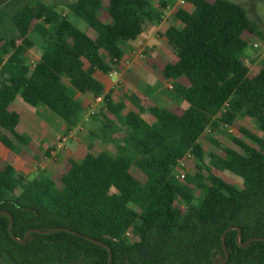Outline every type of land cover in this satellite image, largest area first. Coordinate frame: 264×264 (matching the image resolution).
<instances>
[{
  "label": "trees",
  "instance_id": "obj_1",
  "mask_svg": "<svg viewBox=\"0 0 264 264\" xmlns=\"http://www.w3.org/2000/svg\"><path fill=\"white\" fill-rule=\"evenodd\" d=\"M187 2L189 9L172 12L178 24L158 31L172 58L144 61L184 104L159 106L132 91L124 95L129 109L114 101L95 72L107 75L114 59L125 55L122 44L160 22L162 12L151 0L66 3L84 30L41 1L10 14L15 32L0 35V210L11 215V233L19 239L29 229L58 227L82 236L32 232L19 243L8 232L9 216L0 213V258L13 264H108V250L88 236L110 248V264H264V240H255L264 238V138L237 124L251 118L264 134V58L250 70L238 57L248 37L264 39V28L231 0ZM36 35L40 53L32 66ZM85 94L102 95L104 105L97 115L101 127L90 131L85 151L50 172L19 174V148L31 151L25 155L33 161L41 153L24 135L25 113L16 100L42 106L74 127L87 109ZM220 126L247 139L233 137L238 149L223 147L211 166L239 179L240 187L210 168L201 173L199 138ZM181 160L192 170L182 180L175 176ZM230 227L240 229L239 243Z\"/></svg>",
  "mask_w": 264,
  "mask_h": 264
},
{
  "label": "rangeland",
  "instance_id": "obj_2",
  "mask_svg": "<svg viewBox=\"0 0 264 264\" xmlns=\"http://www.w3.org/2000/svg\"><path fill=\"white\" fill-rule=\"evenodd\" d=\"M25 1L29 2V4L34 3L33 0H24L23 2ZM38 1H41L51 6H55V9L60 13L65 11L67 16L68 10L61 7V4L64 2H69L71 0ZM231 1L240 4L245 9L248 18L260 24L261 27L264 28V0ZM151 2L154 6H158L161 12L165 7L159 6L160 2H164L165 6L167 4H170V6L172 7V11L177 8L189 9L188 3L186 5L179 6L178 4H176V0H151ZM20 3L21 0H17L8 6H2L0 8V12H3L0 13V15H3L0 16L1 36H11L15 32L13 24L10 20L9 12H11L14 7L17 8ZM15 4L16 6H14ZM68 20L80 30H84L86 28V24L84 22L71 15L68 16ZM173 23L178 24V21L174 19L173 13L171 12L167 20H165L160 25L157 24L148 28L147 32L140 36L137 41L133 43L122 44L125 45V55L120 63L112 66V70H116L119 74L118 81H116L115 78H109L107 75L101 73L100 71L95 73L96 77L102 80V82H104L103 84L105 85V87L112 92L115 102H120L124 104L126 108L129 109L131 108V104L127 101L124 95H127L132 91H138L141 95H147L151 102L159 106L184 104L183 100L176 96L173 89L168 88L169 83L161 81L157 74L150 73L147 68H145L146 64L144 63L145 59L150 60L151 58L157 55L167 60H170L172 58V55L165 47V39L158 33V31L164 29L167 25ZM33 40L36 44L30 50L29 54L31 59H34L35 56L40 53L41 45V40L39 39L38 35H36ZM255 41H258V39L248 37V45L242 52L238 54V57L250 67V70L259 67L260 62L263 59L259 50H256L252 47V43ZM126 59L129 60L127 66L122 64L123 61H125ZM84 97L87 101L92 98L90 94H87L86 96L84 95ZM16 105L25 112V117L22 120L26 128V132L24 133L25 137L33 144V146L35 147V151L41 153L40 158L37 161H33L31 159H28V157L25 155V153H28L29 155L33 154L27 148L22 147L17 150V153L14 156V166L16 171L19 174H22L23 176H29L39 171L50 172L54 170L55 167L59 166V162L64 163L65 157L67 158L68 156H70L77 158L79 155H81L82 152L85 151V145L87 142V137H89L90 131L96 129L97 127H101L100 118L97 116L98 114L89 117L86 115L85 110L80 118L78 126L74 129L73 135L75 139H72L71 142L66 145V148H63L61 151H59L56 159L48 160L44 165L39 166V162L43 158L44 153L41 151V149L38 150L37 147L41 145V148H45V142L47 141L46 137H48V135L53 136V133H51L50 131L57 132L59 135H62L65 131L62 133V130L60 129L59 124L57 123V118L52 117L49 119V117L47 116L48 114L46 112V109L42 106L31 108L25 103H23L20 99L16 100ZM124 112L125 110L122 111V113ZM237 124L241 127L246 128L258 137L264 138V134L258 130L253 119L247 117L239 118L237 120ZM43 136H45L44 143L40 141ZM233 137H238L247 140L234 128L223 126H220L213 132H207L205 136L203 135L199 138V143L204 153L203 160L200 161V165L203 168L201 170V173L204 176L207 174L205 170L207 168H210L211 171H215L211 166H213V163L215 162V156L224 155L222 149L223 147L238 149V147L234 144L232 140ZM210 138L217 141L218 145H216L214 141H212ZM52 140L53 139H51L50 142H52ZM55 141L56 140H54L51 146L55 143ZM98 147L106 150H112L111 145L109 146L99 144ZM47 149L48 148H46V150ZM62 151L63 153H61ZM3 155L4 151L0 145V157H3ZM178 170L179 172L185 174H190L192 172V170L185 164V161L183 169ZM215 172H217V174L225 180L235 184L237 187H240L241 181L239 179L231 177L228 174H226V176L218 171ZM136 175L138 174L136 173ZM5 259L7 258H0V264H8Z\"/></svg>",
  "mask_w": 264,
  "mask_h": 264
},
{
  "label": "built area",
  "instance_id": "obj_3",
  "mask_svg": "<svg viewBox=\"0 0 264 264\" xmlns=\"http://www.w3.org/2000/svg\"><path fill=\"white\" fill-rule=\"evenodd\" d=\"M188 2L187 0H176V4H178L179 6H183L186 5ZM173 12L172 11V7L170 5H168L167 7H165L162 10V15H161V19L160 22L158 23L159 25L162 24L165 20L168 19V17L170 16V13ZM252 47L256 50H259V52L261 53L262 57L264 58V39L263 40H258L252 43ZM114 61L116 62L114 65L120 63L122 60L120 61H116L114 59ZM31 65H34V60L31 59L30 60ZM129 63V60L126 59L125 61H123V65H126ZM107 76L109 78H115L116 81H118L119 79V74L116 70H111ZM168 88H172L171 84H168ZM227 106V103H224V105L222 106L221 111H224L225 108ZM101 110H104V105H103V96L102 95H96V96H92V98L88 101V105H87V109H86V115L87 116H95L96 114H98ZM78 126V124L72 128H76ZM74 129H68L66 130L62 135H60L55 143L46 150V152L44 153L43 158L40 160L39 162V166L40 165H44L48 160L51 159H56L57 155L59 153V151H61L63 148H65L67 142L71 141L72 139H75L73 132ZM187 157H190L189 154H187ZM180 167L184 166V160H181L178 164ZM176 178L182 180L185 177V173H181V172H177L175 174ZM126 236L129 235V232L125 233Z\"/></svg>",
  "mask_w": 264,
  "mask_h": 264
},
{
  "label": "water",
  "instance_id": "obj_4",
  "mask_svg": "<svg viewBox=\"0 0 264 264\" xmlns=\"http://www.w3.org/2000/svg\"><path fill=\"white\" fill-rule=\"evenodd\" d=\"M0 213L7 214V215L9 216L8 232H9L10 236L12 237V239L15 240V241H17V242H19V243H24V242L26 241L28 235H29L30 233H32V232H36V233H41V234H43V233H51V232L56 231V230L70 231V230H68V229H66V228H62V227L53 228V229H49V230L29 229L28 231L25 232L23 238H22V239H19V238H17L16 236H14V235L11 233V224H12V217H11V215L8 214V213H6L5 211H1V210H0ZM229 229H236V230H237L236 241L239 243L240 229L237 228V227H230ZM226 231H227V230H225V231L222 233V236H221L222 247H223L224 252H225V259L228 258V254H227V251H226V248H225V238H224V237H225V234H226ZM70 232H72V231H70ZM72 233L77 234V235H79V236H82V235H80V234H78V233H75V232H72ZM83 237L86 238V239H88V240H90V241L93 242V243H96V244H99V245H102L103 247H105V248L108 250V264H110V260H111V251H110V248H109L106 244L102 243L101 241H98V240H96V239L90 238V237H88V236H83ZM255 240H264V238H255ZM249 241H251V240H249ZM249 241H247V242H249ZM247 242H246V243H247ZM246 243L239 244V245H240L241 247H243ZM222 262H224V261H222ZM214 264H217V261L214 262Z\"/></svg>",
  "mask_w": 264,
  "mask_h": 264
},
{
  "label": "crops",
  "instance_id": "obj_5",
  "mask_svg": "<svg viewBox=\"0 0 264 264\" xmlns=\"http://www.w3.org/2000/svg\"><path fill=\"white\" fill-rule=\"evenodd\" d=\"M15 1H17V0H0V8L3 6H8V5H10V4H12V3H14ZM24 0H21V3L18 5V7L17 8H19L20 7V5L22 6L23 4H25V3H29V2H23ZM34 2H35V0H33ZM32 1V2H33ZM38 1V0H37ZM72 1H74V0H71V1H69V2H72ZM69 2H64V3H62L61 5V7H63V8H65L66 10H67V8H66V3H69ZM168 5H170V4H167L165 7H167ZM14 6H16V4L14 5ZM16 7H14L12 10H11V12H9V14H11L14 10H16L17 9ZM0 13H3V12H0ZM62 15H66V12L65 11H63L62 12ZM70 15V13L68 12L67 13V18H68V16ZM0 16H3V15H0ZM7 16H9V15H7ZM74 17V16H73ZM76 18V17H75ZM78 19V18H77ZM145 34V33H144ZM96 72H98V71H96ZM95 72V73H96ZM98 80L103 84L104 82H102V80H100L99 78H98ZM112 80H114V79H112ZM115 82V81H114ZM104 85V84H103ZM105 86V85H104ZM106 88V87H105ZM107 89V88H106ZM107 90H109V89H107ZM87 94H85V96H86ZM82 98H84V99H86L85 97H84V95L82 96ZM21 109V108H20ZM22 110V109H21ZM46 112H47V116L49 117V119L50 118H57V123L59 124V127H60V129L62 130V133L64 132V131H66V130H68V129H74V128H72V127H68L67 126V124L66 123H64L61 119H59L56 115H54L53 113H51L50 111H48V110H46ZM25 113V112H24ZM24 117H25V114H24ZM23 117V118H24ZM23 120V119H22ZM43 127H45V126H43ZM25 132H26V128H25ZM24 132V133H25ZM51 133H53V136H49L48 135V137H46L47 138V141L45 142V140H44V137L45 136H43L42 137V139L40 140L41 142H45L46 143V146H45V148H41L42 146L40 145L39 147H37L38 148V150L39 149H41V151L42 152H45V150H46V148H49L50 146H51V144L54 142V140H56L60 135L57 133V132H54V131H50ZM61 133V134H62ZM51 139H53L52 140V142H50L51 141ZM69 142H71V141H69ZM69 142H67V144H69ZM66 144V145H67ZM65 148H66V146H65ZM6 261H7V263L8 264H13L12 262H10L9 260H7V259H5Z\"/></svg>",
  "mask_w": 264,
  "mask_h": 264
}]
</instances>
